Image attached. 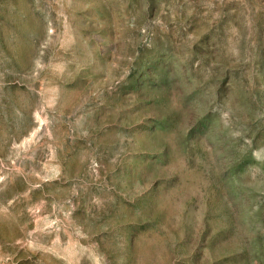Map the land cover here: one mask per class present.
<instances>
[{
	"label": "rangeland",
	"instance_id": "374dc122",
	"mask_svg": "<svg viewBox=\"0 0 264 264\" xmlns=\"http://www.w3.org/2000/svg\"><path fill=\"white\" fill-rule=\"evenodd\" d=\"M0 264H264V0H0Z\"/></svg>",
	"mask_w": 264,
	"mask_h": 264
}]
</instances>
